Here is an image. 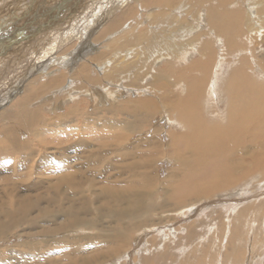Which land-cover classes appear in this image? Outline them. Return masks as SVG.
Returning <instances> with one entry per match:
<instances>
[{"label":"bare ground","instance_id":"bare-ground-1","mask_svg":"<svg viewBox=\"0 0 264 264\" xmlns=\"http://www.w3.org/2000/svg\"><path fill=\"white\" fill-rule=\"evenodd\" d=\"M85 1L24 0L19 14L13 6V15L0 18L5 60L57 32L0 77V170L7 172L0 178V243L18 229L35 237L81 228L101 235L88 237V250L43 251L49 239L19 249L0 244V264L15 263L2 257L14 246L16 259H24L26 245L42 256L39 264H106L127 252L137 229L167 227L178 207L190 209L183 191L195 201L264 178V0H110L70 24ZM221 93L223 110L212 105ZM162 117L164 125L156 124ZM166 124L168 142L160 134ZM69 151L77 163L70 164ZM163 156L172 159L165 180L157 169ZM51 253L56 258L44 256Z\"/></svg>","mask_w":264,"mask_h":264},{"label":"rangeland","instance_id":"rangeland-1","mask_svg":"<svg viewBox=\"0 0 264 264\" xmlns=\"http://www.w3.org/2000/svg\"><path fill=\"white\" fill-rule=\"evenodd\" d=\"M103 1L105 4L103 3ZM108 1L110 2V0H90V1L86 0L84 2L85 6L83 5L84 7L82 6L79 8L80 11L82 10L81 12L83 14H81V12L78 10V12L76 14H74L75 16L73 15L74 17L72 16L70 19H68L70 21L69 23L77 25L80 22L79 20H81L82 18H84L86 16H90L89 14H93L92 11H94V7L96 8L95 11L104 10L105 7L103 5L106 6L107 3L109 4ZM11 2H12L11 4L9 2V5L6 4L5 6L0 7V10L2 11V12L0 11V18H2L6 13H9V12H10V14L13 15V12H12L13 6L15 8V9L13 8V10L17 13L19 11V10H16V9H19L17 7L21 6L24 3V0H22V2H20L18 0L19 4L16 3V1L14 2V0H12ZM25 2H26V0H25ZM97 2H98V4H97ZM93 3H94V5H92ZM9 6L11 9L9 8ZM90 7H91V9H90ZM87 11H89V12H87ZM95 11H94V13H96ZM84 13L86 14V16ZM18 14H19V12H18ZM28 15H29V13H28ZM14 17L16 19H19V15L17 16V14ZM66 29L67 28H65V30ZM51 34L54 36L57 34V32L56 31L51 32L50 35H47V36L41 38L42 41L39 40L41 42L40 45H39V41H38L36 43L31 44L30 46L22 48L19 51L21 53H17L15 55L11 56L8 59L9 61L5 60L1 56L0 62L2 61L3 63L1 62L2 64L0 65V77L2 75L4 76L7 71H11V70L15 69L16 66L22 64L32 54L38 52V50L40 51V49H42L45 46L43 44H45V43L47 44L49 41H51V39H53V36ZM50 37H52V38L50 39ZM24 53H26V54H24ZM21 54L22 55L24 54V55L22 56ZM196 57H197V55L193 54V56L189 59V62L192 61L193 59H195ZM12 61H15V62H12ZM13 66H15V67H13ZM230 66H232V65L225 64L224 69L228 70ZM225 70L223 71L224 75L226 74ZM1 82H2V80L0 79V83ZM221 94H223V93H221ZM224 97H225V95L223 94V95H221L220 99H218V100L214 99L215 102L212 101V105H215V106L219 105L220 108L223 110L224 108H226V105H225L226 101L223 102L221 100ZM214 117L217 118L218 116L213 115L212 118L214 119ZM156 120H155V123L157 122L156 124L163 123V125H164L163 117H162V120H161V118L159 121H156ZM165 121H168V119H165ZM170 127H169V125L166 124L164 127L165 130L163 129V131L160 133L165 142L169 141L167 131L170 129ZM76 154H77L76 151H69L67 153V158L70 160V164L77 163L79 161L78 156ZM75 156H76V158H75ZM161 158H163V159H161ZM161 158L157 162V169H158V171H160V169H161V171H160L161 179L165 180V177H167V175L171 169L170 167L172 166V159H170L168 156L166 158H164V156ZM213 165H215V162L212 163V166ZM37 167L40 168L38 165H37ZM211 168L212 167L210 166L209 169H207V171H209V173H210ZM6 174H7L6 169L3 167V169L0 170V178ZM205 174H207V173H205ZM176 175H182V174H180L178 169H176ZM106 179L107 178L105 176L104 177H101V176L98 177V180L101 183L106 181ZM263 179L264 178L260 177V176H257V178H256V176H255V178L250 177V178L246 179L244 182H241L237 185H234L235 187L231 186V187L224 189L223 191L217 193L216 195H211L207 198L198 199L195 201L189 200L188 199L189 197H187V194L189 192L183 191L181 194V196H182L181 200L183 202H185L186 205L191 204L189 206V207H191L190 209H187L183 206L178 207V205H177L178 208L176 209V212L173 213L172 216L169 213L171 216V220H172V221L171 220L170 221L172 223L166 224V225H168L167 227H163L162 224H159V225L153 224V225L143 226V227H141V229L140 228L137 229L138 231L136 230V232L134 234L130 235L131 238H130V242L127 244V245H129V247L127 246V249L129 248L127 250V252L122 253L118 256H115L111 259H108L106 264H139L141 262L140 259L143 257H147L151 260H155L156 263H154V264H221V262H222V264L223 263L224 264H238V263L239 264H264V239H263L264 238L263 237V235H264L263 234L264 233V180ZM187 180H189V179H187ZM169 181H168V183H171ZM202 181H205V180H202ZM175 183L177 184V183H179V181L177 182V180H176ZM191 185H192V182H190V184L185 185V186H189L191 188L192 187ZM195 186H199V185H195ZM181 189H180V191H181ZM198 189H199V187L198 188H192L191 190L194 191L195 193H197ZM179 194L180 193H177V197L178 196L180 197ZM97 201H99V200H97ZM97 201L95 202L96 206L97 205L99 206L101 201L100 202H97ZM176 201H178V199H176ZM103 203H105V202L103 201ZM239 213L243 214V215L245 214L244 217L242 215L243 219H241V215ZM159 215H161V214H159ZM163 215H161V216H163ZM161 216H160V218H161ZM156 217L158 218L159 216H156ZM173 217H174V219H173ZM237 217H238V219H237ZM157 218H156V220H157ZM237 220H238V222H237ZM239 220H241V221H239ZM247 220H249V225L247 223L248 222ZM255 220L257 223L255 222ZM235 222L236 223L240 222V223L236 224ZM44 223H45V225H44L45 227L52 226L49 223H47V224H46V222H44ZM243 223L246 227L243 226ZM246 223H247V225H246ZM169 225H171V226L175 225L176 228H175V226L171 227ZM153 226H155V227H153ZM235 226H237V228H239V229L235 228ZM157 227H159V228H157ZM252 227H254V229H252ZM36 229L37 230H32V231L40 230L39 228H36ZM88 229L81 228L79 230V228H78L79 231H77V230H70L67 232L62 231L60 233H57L55 236H53L54 235L53 233L51 234L48 232V233L42 234L40 232V234L36 235V237L34 234H31V231H29V230H27L25 232V235H24V232L20 233L19 231L21 229H18L19 231L10 233V234H15V235H12L13 237L11 236L10 238L5 239L0 244L4 247L5 246L11 247V246L16 244L17 248L19 249L18 245L20 243L41 242V244H42L43 242H46L49 239V241H47L48 244H46V245L44 244L46 248H43V251H46L49 248L48 247L49 245L51 248H53L54 246L60 248V249L56 248L58 251L69 250V249L74 250V249H76L77 246L85 247L84 250H88L87 248L91 247L90 241L87 240V239H89L88 237H94L93 239H95V241H98L99 236L101 235L100 230H97L94 228H91V229L88 228ZM233 230H235V231H233ZM246 230H248V231H246ZM161 231L164 233L162 234ZM239 232H241L242 235ZM235 233H236V235L234 236ZM97 235H99V236H97ZM188 235H189V237H187ZM237 235H238V237H237L238 239H236ZM38 236H40V237H38ZM53 237H55V238H53ZM186 237H187V239H186ZM62 238H65V239L67 238L68 242L62 241L64 244L62 242H60L59 244L55 243V241L57 239L59 240ZM232 238H235V239H232ZM53 239H55V240H53ZM243 239L246 240L248 243L246 241L244 242ZM151 240L153 242H151ZM184 240L186 243L184 242ZM194 241H195V243H193ZM232 241H234V242H232ZM149 242H151V243L148 244ZM229 242H231V244H229ZM50 243H52V244H50ZM189 243L192 244L193 246L190 245ZM16 246L8 249L9 253H7L6 255L3 254L2 257L3 258L6 257L9 259L10 257L13 256L12 258H10V259H14L13 261H11V262H15L13 264H23L26 262H28L30 264L42 263L43 259H40V258H42V256H37L35 258L33 256V254L31 255V252L29 251V247H27V245L24 249L25 250L24 259H22V258L16 259L17 254H18V250H15V249H17ZM81 247L79 248V251H82ZM145 247H146V249H145ZM174 247H176V249ZM150 249H151V251H150ZM257 249H258V251H257ZM91 250L92 249H90L89 251H91ZM165 251L167 254H165ZM244 252H245V254H244ZM157 253H159V254H157ZM162 253L165 255L162 257V259H160V256L162 255ZM226 253H228V254H226ZM132 254H133V256H132ZM225 254L228 257H226ZM44 256H48L49 259L56 258V254H54V253H51L50 255L45 254ZM123 257H125L124 258L125 260L124 259L122 260ZM132 257H133V261L135 260L134 262L131 260ZM157 259L159 261H157ZM130 260H131V262L128 263V261H130ZM223 260H226L227 262L223 261ZM8 261H10V260H8ZM175 261H176V263H175ZM63 262L64 261H62V263ZM240 262H242V263H240ZM140 264H142V262Z\"/></svg>","mask_w":264,"mask_h":264}]
</instances>
